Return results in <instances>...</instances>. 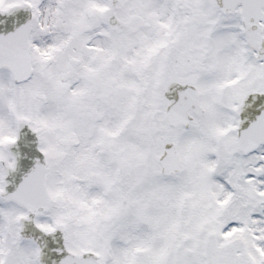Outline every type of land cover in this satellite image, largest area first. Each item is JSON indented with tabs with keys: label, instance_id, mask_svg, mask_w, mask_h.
<instances>
[{
	"label": "snow or ice",
	"instance_id": "obj_1",
	"mask_svg": "<svg viewBox=\"0 0 264 264\" xmlns=\"http://www.w3.org/2000/svg\"><path fill=\"white\" fill-rule=\"evenodd\" d=\"M20 7L0 33V264H44L28 219L63 229L60 264H264V112L241 116L264 93V0H0ZM25 123L45 157L9 191Z\"/></svg>",
	"mask_w": 264,
	"mask_h": 264
},
{
	"label": "water",
	"instance_id": "obj_2",
	"mask_svg": "<svg viewBox=\"0 0 264 264\" xmlns=\"http://www.w3.org/2000/svg\"><path fill=\"white\" fill-rule=\"evenodd\" d=\"M19 8L12 10L11 12L0 13L1 19L17 18L16 22H11L4 24L3 21L0 22V33H8L14 31L18 26L23 23H26L30 18L29 12H25L22 17L18 12ZM22 21V22H21ZM260 112H264V95H258L256 93L250 94L244 111L241 113L242 117H249V120L245 121V125L250 122L251 118H255ZM24 131L26 128L23 129ZM24 135H22V138ZM12 173L14 178L12 183L7 185L9 191H14L18 186L17 183L22 182L23 172L18 171L17 169H12L9 172ZM33 217L35 213L31 214ZM24 233L26 236L33 237L42 247L43 255L41 259L44 261V264H60V261L64 256L68 254L64 247V239L62 236L61 230L53 233H45L44 231L38 229L33 224V219H28L25 221ZM63 249V251H61Z\"/></svg>",
	"mask_w": 264,
	"mask_h": 264
},
{
	"label": "rangeland",
	"instance_id": "obj_3",
	"mask_svg": "<svg viewBox=\"0 0 264 264\" xmlns=\"http://www.w3.org/2000/svg\"><path fill=\"white\" fill-rule=\"evenodd\" d=\"M39 218H40V219H46V218H47V219L51 220V217H45V216H43V215L40 216Z\"/></svg>",
	"mask_w": 264,
	"mask_h": 264
}]
</instances>
